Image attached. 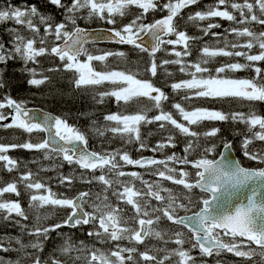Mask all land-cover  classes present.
Listing matches in <instances>:
<instances>
[{
  "label": "snow or ice",
  "instance_id": "6c2138e0",
  "mask_svg": "<svg viewBox=\"0 0 264 264\" xmlns=\"http://www.w3.org/2000/svg\"><path fill=\"white\" fill-rule=\"evenodd\" d=\"M48 3L59 10L62 19L57 21L36 4L20 6L9 0L6 5H0V24L11 21L15 25L5 29L9 36L7 42L0 39V65H4L0 68V89L5 87L3 76L8 62L18 61L23 65L19 70L28 76L29 86L39 88L51 84L53 76L49 74L64 71L73 73L75 88L90 91L97 105L112 98L118 105L133 101L139 105L141 98L150 103L135 114H106L102 125L92 119L89 130L84 131L69 123L66 116L28 108L25 100H16L10 95L0 100V130L18 129L29 136L23 143H0V162H3L0 168L9 173L20 169L21 162L8 155L17 148L41 153L43 160L55 165L47 168L41 165L38 172L29 169L22 172L18 180L0 187V224L19 228L16 236L10 233L0 236V253L15 256L13 259L9 255L6 259L0 254V264H165L172 257L179 258L173 264H208L201 258H218L225 252L243 258L241 264H257L253 260L257 256L259 264H264V148L256 151L250 148L254 141L264 142V114H259L255 107L256 102L264 103V65L254 63L264 62V29L254 30L255 25L264 26V0H243L242 3L215 0L205 5L206 10L189 11L186 20L183 10L199 6L201 0H48ZM157 12L167 14L155 19ZM118 17L120 26H117ZM216 17L239 25L225 29V33L232 34L236 40L230 41L225 35L224 47L205 45L195 61H185L183 58L191 55L189 41L201 37L188 36L180 30V22L210 21L200 30L205 36L220 38L219 33L211 31L221 27L211 22ZM96 20L113 27L98 30L80 24V21L87 25ZM171 36L176 38H168ZM242 37L247 38L243 43L240 42ZM103 41L128 45L138 55L146 53L149 61L143 72L151 73L152 77L165 65H180L179 71L190 79H181L170 87L173 93L183 92L181 100L172 102L152 80L138 79L139 71H97L94 61L105 69L109 57L129 61L124 51L98 50L96 54L89 50V45ZM166 45L173 46L169 54L176 59L157 63L158 52H169ZM176 45H182L184 51H177ZM254 48L259 49L258 53L250 54ZM46 56L53 58V64L56 59L60 64L43 68L38 58ZM217 56L243 57L247 63H225L214 69L206 66ZM242 70H251L255 76L232 78L227 75ZM167 75L172 73L167 72ZM194 100L248 102L249 110H214L195 106ZM165 101H169L175 111L165 110ZM5 109L10 111L5 112ZM153 109H158L159 113L149 117ZM81 115L91 117L94 113ZM206 121L244 125V131L236 135L243 136V154L254 166H242L232 154L234 141L222 134L221 127L206 124ZM149 124H158L159 130L167 133L166 138L151 149L141 134V126ZM89 131L105 139H109L105 133H111L112 138H119L126 145L138 143L137 151L152 152L175 148L183 137V154L178 156L173 152L163 159L143 156L133 159L122 149L96 152L89 150ZM34 133H44V136L33 142ZM209 154H218L220 158L209 159ZM63 162L84 170L79 176L82 184L100 185L101 189L95 191L89 187L71 197L53 192L39 178V172L55 171L63 167ZM125 165L145 169L160 179L149 182L140 172H125ZM176 165H190L194 171ZM24 167L27 168V164ZM57 179L59 185L68 187L76 181L72 174H59ZM161 180L182 187H170ZM135 181L142 187H137ZM20 185L23 195L28 197L27 209L20 199L5 198V194L22 197ZM122 204L131 206L132 215L127 214L128 209L121 207ZM194 208L198 210L193 211ZM58 210H65L63 219L45 226L43 221ZM84 225L89 226L87 236L92 238L91 243L77 241L73 232L63 231L68 228L83 232ZM53 233L61 243L45 256V242ZM148 239L160 241L164 246H148L145 244ZM169 244L176 247L168 248ZM140 245L148 250L141 251ZM153 248L156 254H152ZM196 249L199 258L190 254ZM159 253L164 255L161 257ZM216 264L222 261L217 259Z\"/></svg>",
  "mask_w": 264,
  "mask_h": 264
},
{
  "label": "trees",
  "instance_id": "16d2710c",
  "mask_svg": "<svg viewBox=\"0 0 264 264\" xmlns=\"http://www.w3.org/2000/svg\"><path fill=\"white\" fill-rule=\"evenodd\" d=\"M5 4L9 2V0H2ZM18 0H11V3L17 5ZM215 2V0H201V4L199 6L192 5L189 8H186L183 10V15L185 17V20L187 19V14L189 11H197V10H206L205 5H211ZM236 2L242 3L243 0H236ZM25 3L28 5L36 4L41 11H43L45 14H51L53 15L57 21L62 19L60 16V12L58 9L55 8L54 5H50L48 3V0H25ZM24 3V4H25ZM21 4V3H20ZM221 10H223V6H221ZM229 11H232L229 7ZM166 12H157L155 13V19H160L162 16L166 15ZM237 16L238 13H235ZM128 19H131L129 17ZM152 15L149 14V21H151ZM118 24L117 26H120V18H117ZM124 23H127L128 20H124ZM210 21H197L195 24L193 23H185L184 21L180 22V30L185 31L186 34L190 37H201V39L195 40V41H189L190 45V51L191 55L188 57H184L183 59L185 61H195L200 55V49L203 48L205 45H208L210 48H222L224 47L223 42V36L227 35V38L230 41H235L236 38L230 34L225 33V29H229L233 26H239L234 25L232 22L221 19L219 17L212 18L211 22L213 23H219L221 25L220 28H214L211 31L216 32L220 34V38L213 37L211 35L205 36L203 35L202 31L200 30L203 27H206L207 24ZM80 24L82 27L86 26L88 28H112V25H108L104 23L103 21L96 20L94 22H89L87 25H85L84 21H80ZM7 28V27H6ZM5 28V29H6ZM11 28V27H9ZM261 29H264V26L255 25L254 30L260 31ZM171 39H175V36L168 37ZM0 39H2V35L0 34ZM247 40L246 37L240 38V42L243 43ZM169 49V52H158L157 53V63H159L160 60L163 59H169L173 60L176 59L174 55L169 54L172 47L171 45H166ZM177 51H184L182 45H176ZM89 50L99 54L98 50L103 51H124L128 53L129 55V61L125 62L119 58H113L109 57L108 60V68L105 69L104 65H102L100 62L94 61L92 62L95 66L97 71H103V70H119V71H132V72H140V75L137 76V78H147L152 80L157 87H160L162 91H164L166 94L169 95L170 101L172 102H178L181 100V96L183 95V92L180 93H173L170 85L174 82H179L181 79H190V77L185 76L184 73H181L179 71L180 65L175 64H169L165 65L164 69L167 70V72H171L172 75L168 76L167 72L164 69H158V74L156 77H152L151 73L145 74L143 72L144 65L148 63L149 57L145 54H137L136 52H133L130 50V46H119V45H98L89 47ZM228 50H232L229 48ZM236 50H243L248 51L247 49H236ZM259 51L258 48H254L250 54H257ZM42 63L43 68L53 67L55 65H59L60 61L58 59L55 60V64H53V58L52 57H40L39 59ZM247 63V61L243 57H225V56H217L214 59L210 61V63L206 66L215 68L219 67L222 64L225 63ZM257 66L264 65V62H254ZM137 64H139V67H137ZM32 65H29L31 67ZM4 67V65H0V68ZM23 67L21 62H13L9 61L7 65V70L4 72L3 79L5 81V87L3 89H0V100L3 99L5 95H10L12 98L16 100H25L27 101V107H37L44 111L51 112L54 115L57 116H66L69 123L76 125L77 127L81 128V130L88 131L91 120L96 119L99 124H103V116L112 112H121L123 114H135L141 107H143L145 104H149L150 102L147 101L146 98H141V103L138 105L135 101L130 102L128 105H123V102H121L120 105H118L114 98L110 100H106L104 104H95L92 100V93L90 91H84V90H77L74 86V80H73V73L71 72H64L61 71L57 74H49L53 76V80L51 84H45L41 85L39 88L29 86L27 84L28 76L26 73H22L19 69ZM39 70V68H38ZM215 74V73H213ZM224 75V74H221ZM229 77L232 78H251L255 76V73L251 70H242V71H236V72H230L227 73ZM39 78V77H37ZM155 95V93H153ZM193 105L198 107H205L210 108L214 110H223V111H244L248 112L249 110V104L248 102H243L241 104L237 101H220L217 100L215 102L212 101H201V100H194L192 102ZM165 110L175 111L174 109H171V104L169 101L164 102ZM256 110L259 114H264V103L256 102L255 103ZM7 111V109H6ZM94 113L91 117H86L84 115H81L82 113ZM158 109H153L151 112L148 113L149 117L158 114ZM206 124H212L214 123L216 126L222 128V134L226 137H228L229 140L234 141V147L233 151L238 158V160L241 161L242 166L248 167V166H254L253 161H249L243 154V150L241 147V141L243 139V136L236 135L238 132H242L245 129L244 125L236 124L233 125L231 122H228L226 124L222 122H205ZM207 130V129H203ZM151 132L152 135H148V133ZM111 133H105V136L109 135ZM141 134L142 138L146 142L148 149L154 148L158 141H161L166 138L167 133L162 132L158 128V124H149V125H142L141 126ZM42 138L41 133H34L33 134V142H38ZM28 134L22 132L18 129H9V130H0V143L10 144V143H23L26 140H28ZM94 139V140H93ZM92 141V143H91ZM89 149L96 152H104L108 151L111 152L115 149H122L127 151L130 156L133 159H139L141 156H155L157 158H164L166 155H171L173 152H175L178 156L183 154V137L179 138V141L177 142V146L175 148H164L162 151L152 152L148 149H142L140 151H137L139 148L138 143L133 144H124L119 138H112V139H105V137H101L96 135L93 132L89 131ZM252 151H256L258 149L264 148V142L260 141H254L253 145L250 146ZM8 155L14 159H17L21 162L20 169L18 171H13L12 173L7 172L6 169L0 168V187L4 186L6 183L11 182L13 180H18L19 175L27 170H32L33 172H38L41 165L45 166H51L50 162H45L42 159L41 153L35 152V151H27L24 149H14L10 150L8 152ZM218 154H209L208 158L213 159L216 158ZM198 158V157H197ZM35 160L36 163H31V161ZM3 163V162H2ZM0 163V165H2ZM59 163V161H58ZM27 164V168L24 167V165ZM188 167L191 169V166H183ZM74 171H81L77 166H72L67 164V162H63V167L59 168L58 174L57 172H39V178L43 179L44 182H46L52 189L53 192L56 193H64L66 196H75L77 191L82 190H88L89 187H92L94 189V185H85L82 184L78 179H76L74 185L71 187L65 186V185H59V181L57 179L59 174L68 175L69 173H72ZM20 191L22 192V197H18L21 200L22 206L27 209L28 207V197L27 195H23L24 189L23 186H19ZM198 193V192H197ZM199 194V193H198ZM16 197L13 194H5V198H14ZM64 211L65 210H58V213H54L50 219L43 221L44 225L52 224L59 222V220L63 219L64 217ZM27 223V222H26ZM64 232H73L75 239L77 241L84 240L86 243H89L90 239L87 238L85 235H82L78 231H72L70 229L63 230ZM6 233H10L13 236H16L19 234V228L12 226L11 224H0V236L5 235ZM28 237H25V240H27ZM61 243L60 238L56 235V233L52 234V237L49 241L45 242V252L43 255L47 256L53 248ZM5 244H7V241H5ZM2 254V253H0ZM5 255V258L7 259L9 255H12V258L14 259V254H2ZM161 256V255H159ZM221 257H227L229 256L222 254ZM227 258H223L224 260H228ZM203 260H207L208 264H215L216 260L210 261L209 258H201ZM231 260V259H230ZM228 260V261H230ZM222 264H229V262H222ZM237 264V263H236Z\"/></svg>",
  "mask_w": 264,
  "mask_h": 264
},
{
  "label": "rangeland",
  "instance_id": "374dc122",
  "mask_svg": "<svg viewBox=\"0 0 264 264\" xmlns=\"http://www.w3.org/2000/svg\"><path fill=\"white\" fill-rule=\"evenodd\" d=\"M21 3V4H20ZM24 3H25V0H18L17 1V5H20V6H23L24 5ZM0 5H6L2 0H0ZM15 25L11 22V21H9V22H6V23H4V24H0V33H1V35H2V40L3 41H5V42H7L8 40H9V36L7 35V33L5 32V28L7 27V28H9V27H14ZM43 32V28L41 27V33ZM38 59H40V57L38 58ZM5 112H7L6 111V109L4 110ZM5 123H7V121H5ZM13 130H15V129H13ZM111 136H112V134H111ZM29 137V136H28ZM43 159V158H42ZM43 161H45V160H43ZM46 163L47 162H49V161H45ZM0 163H2V162H0ZM50 163H51V166H45V165H43L44 167H55V165H53V162L52 161H50ZM58 163V162H57ZM120 163L121 164H123V161H120ZM171 166V165H170ZM176 167H183L182 165H176ZM186 168V170H189V171H194V170H192V169H189V168H187V167H185ZM123 170L125 171V172H132V171H136V172H140L141 174H142V176H143V179L144 180H147V181H149V182H152V181H156V180H159L160 178L159 177H157V176H153V175H150V174H148V172L145 170V169H134V168H132V166H130V165H125L124 166V168H123ZM58 171H59V168L57 169V170H55V171H47L48 172V174L51 172H57V174H58ZM46 173V172H45ZM72 173H75V172H72ZM97 174H99V173H97ZM79 176L80 175H78L77 176V178L76 179H78V181H80L79 180ZM162 184H166V185H168V186H170V187H174V188H181V186H178V185H171V182H168V181H160ZM135 183V185L137 186V187H142V185L140 184V182L139 181H135L134 182ZM94 190L95 191H99L100 189H101V187L102 186H100V185H95L94 184ZM114 199V198H113ZM121 207H127V209H128V215H132V213H133V210L131 209V206H126V205H121ZM198 210V208H194L193 209V211H197ZM89 211H90V209H89ZM181 215H183L184 213L183 212H181L180 213ZM189 214V213H188ZM26 223V222H25ZM185 231V230H184ZM185 232H187V231H185ZM190 235V234H189ZM92 242V239L89 241V243H91ZM124 244H127V241H124L123 242ZM145 244L146 245H148V246H152V245H155V246H157V247H163L164 245L162 244V242H160V241H157V240H155V239H148V240H146V242H145ZM97 247H104L103 245H100V244H97ZM139 248H140V250L141 251H146V250H148V247H146L145 245H140V246H138ZM168 248H175L176 247V245H174V244H169L168 246H167ZM185 247L187 248L188 246L187 245H185ZM152 254H156V252H155V248H153L152 249ZM192 256H195V257H198L199 258V254L195 251V250H193L191 253H190ZM159 255H161V257L164 255V253H159ZM202 258H204V257H202ZM177 259H179L178 257H172V260L171 261H166L165 262V264H173V262L175 261V260H177ZM259 258H258V256L257 257H253V260H255L256 262H257V260H258ZM250 264H251V262H249ZM216 264V263H215Z\"/></svg>",
  "mask_w": 264,
  "mask_h": 264
},
{
  "label": "flooded vegetation",
  "instance_id": "af4514ba",
  "mask_svg": "<svg viewBox=\"0 0 264 264\" xmlns=\"http://www.w3.org/2000/svg\"><path fill=\"white\" fill-rule=\"evenodd\" d=\"M1 34V33H0ZM9 130V129H8ZM107 137H109V140L110 139H112V136H111V134H109V135H107ZM35 142V141H34ZM132 168H134V169H140V168H138V167H133L132 166ZM75 173H69V174H72V175H74L76 178H77V176L78 175H80V173L82 172V171H74ZM68 174V175H69ZM182 187V186H181ZM12 199V198H11ZM16 199H19L18 197H14L13 198V200H16ZM60 221V220H59ZM84 227V231L83 232H81V231H79V230H76V229H70V230H72V231H78V232H80L82 235H85L87 238H89L88 236H87V231L89 230V226L88 225H84L83 226ZM68 228H64L63 230H67ZM90 240L92 239V238H89ZM226 240L228 239V238H225ZM253 248H255L254 246H252ZM222 254H224V255H227V256H229V258H227V257H216V259H220L222 262H229V264H241V261L243 260V258H239V257H235L233 254H231V253H227V252H225V253H222ZM223 258H227L228 260H230V261H228V260H224ZM259 258V257H258ZM259 260H260V258L257 260V264H259ZM246 264H250L249 262H246Z\"/></svg>",
  "mask_w": 264,
  "mask_h": 264
},
{
  "label": "water",
  "instance_id": "95a60500",
  "mask_svg": "<svg viewBox=\"0 0 264 264\" xmlns=\"http://www.w3.org/2000/svg\"><path fill=\"white\" fill-rule=\"evenodd\" d=\"M91 29L106 30V29H108V28H91ZM144 39H145V41H148L149 38H148V37H145ZM95 45H119V44H116V43H113V42H108V41H103V42H96V43L91 44V45H89V46H95ZM119 46H128V45H119ZM28 108H30V109H34V110H37V111L47 112V111H44V110H42V109H40V108H37V107H28ZM9 111H10V110H9ZM53 115H54V114H53ZM8 122H9V121H7V123H8ZM43 136H44V133H43ZM232 154H233L234 158L237 159V157H236V155H235L233 149H232ZM219 158H220V157H219V155H218V157H217L216 159L218 160ZM237 160H238V159H237Z\"/></svg>",
  "mask_w": 264,
  "mask_h": 264
},
{
  "label": "bare ground",
  "instance_id": "6f19581e",
  "mask_svg": "<svg viewBox=\"0 0 264 264\" xmlns=\"http://www.w3.org/2000/svg\"><path fill=\"white\" fill-rule=\"evenodd\" d=\"M7 111H9L8 109H7ZM94 140V139H93ZM91 143H92V141H91ZM90 144V143H89ZM91 150V149H90Z\"/></svg>",
  "mask_w": 264,
  "mask_h": 264
}]
</instances>
